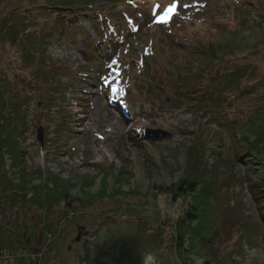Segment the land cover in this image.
Masks as SVG:
<instances>
[{
  "label": "rangeland",
  "instance_id": "374dc122",
  "mask_svg": "<svg viewBox=\"0 0 264 264\" xmlns=\"http://www.w3.org/2000/svg\"><path fill=\"white\" fill-rule=\"evenodd\" d=\"M43 1L0 5L4 14L19 13L15 27L29 33L18 32L14 46L0 39V264H24L12 258L27 257L34 248L29 259L41 254L40 264H77L67 249L77 230L92 237V223L111 215L145 221L147 234L162 229L165 220L173 223L162 246L173 249L178 264H264V210L246 181L257 184L255 198L264 195V150L256 155V171L247 175L241 159L233 162V148L243 141L230 126L234 119L247 132L257 123L264 131V19L245 10L257 4L264 13V0H178L167 23L157 21L177 0H90L91 6L77 0L79 24L91 37L84 41L80 28L53 27L55 14L32 8ZM99 9L119 23L123 43L99 39L93 16ZM203 45L213 52L199 55ZM176 56L181 82L193 86L190 97L231 84L236 75L244 94L231 104L234 113L219 116L202 99L174 100L170 84L180 80L170 82L165 70H175L169 64ZM138 59L152 67H140ZM146 69L164 81L157 82L160 88ZM193 145L199 148L195 162L202 156L211 167L217 214L226 211L222 217L234 243H224V255L215 254L214 261L204 251L175 252L174 233L187 199L173 202L162 190L194 166L189 155L193 159L196 150L188 151Z\"/></svg>",
  "mask_w": 264,
  "mask_h": 264
},
{
  "label": "trees",
  "instance_id": "16d2710c",
  "mask_svg": "<svg viewBox=\"0 0 264 264\" xmlns=\"http://www.w3.org/2000/svg\"><path fill=\"white\" fill-rule=\"evenodd\" d=\"M9 0H0V5L7 2ZM94 1V0H93ZM93 1L86 0L82 1L83 4L92 5ZM101 2H105V0H100ZM123 1V0H120ZM124 1H132V0H124ZM106 3V2H105ZM258 3V2H257ZM264 4V2H260ZM33 9L37 8L38 10H41L45 14H55L54 19V25L53 27H62L65 29L67 24H71L72 26H75L77 29L80 28L81 31H78L79 33V39L81 41L84 40H90L89 34H87L83 30V26L79 24L78 20V14H77V0H45L40 4H34L32 7ZM29 9H27L28 11ZM245 10L251 14H259V20L262 21L264 19V13L263 10L259 7L257 4H253V6H249L248 8H245ZM119 12V17L124 12L122 8L117 10ZM106 14V15H104ZM19 13H16L14 10L6 12L4 14L3 12H0V39H3V43H9L10 45L14 46L17 45V43L20 41V36L18 32H21L16 29L15 27V20L17 18ZM95 16L94 24L95 29L99 35V39L103 40L105 43L108 42V44H112L117 42L118 44L123 43L125 36L124 32L121 31V28L119 26V23L110 17L107 14L106 10L99 9L98 12H95L93 14ZM3 17V18H1ZM244 17V16H243ZM246 21H241L240 26H245L244 24ZM129 31V30H128ZM23 32V31H22ZM134 32V31H133ZM129 33H132V31H129ZM23 34L29 35L27 31L24 30ZM35 36L31 38V40H34ZM22 44V48L23 43ZM107 44V45H108ZM200 44V43H199ZM196 46H201L200 45ZM92 42L88 43V48L93 49L95 51L96 56L98 55V52H96V44L95 46H92ZM32 47L36 48L37 45H35V42L32 43ZM204 47V48H203ZM203 49H201L199 55H205L207 52L212 53L213 47H209L208 49L205 48V46H202ZM86 49H83V53L86 56ZM23 54V53H22ZM198 54V51L195 53ZM98 59V57H97ZM39 63V60H37ZM134 61V60H133ZM132 61V62H133ZM178 58L176 56V59L170 63L169 65H173L175 68H181V64L178 62ZM137 65L143 68L142 63L146 62L147 67H152V65L149 66V63L147 61L138 59L137 61H134ZM167 75H171L172 78L170 79V82L175 81L176 79L180 80L175 83H171L170 86L173 87V92L175 95H173V99L176 100L179 103H194L200 101L202 99V102H204L207 105H212L215 108L214 113H218L219 116H225L229 113H234V111L231 109V104H233L238 96H243V93H240V90L238 89L240 86V81L237 80L236 82V75L232 77L231 84L229 83H221L224 84L222 88L217 87L216 90L213 88H208L207 91L204 90L202 94L198 97L192 96L190 97L187 95L189 92L188 90H192L193 86H189L187 82L182 81L181 82V75L178 71H166ZM145 73L150 74L152 76V81L159 87L157 82L163 81L160 77L157 76V72H151V69L145 71ZM238 74V73H237ZM239 76V75H238ZM180 78V79H179ZM3 79L0 77V82ZM164 82V81H163ZM232 83L235 84V86H232ZM186 84V85H185ZM169 84L167 85L161 84L162 88H167ZM170 86H168L170 88ZM239 86V87H238ZM236 87V88H235ZM190 101V102H189ZM1 109H5V106L1 107ZM215 115L212 117V119L218 123L220 122V117ZM253 123V121H252ZM230 126H232V130L234 133H237L238 139H236L238 142L240 139H242L243 144H238V149L233 148V162L235 163V160L241 159V162L244 163L247 167V175L250 171L254 170V165H259V160H257L258 153L260 151L264 150V131L263 127L258 123L257 126L254 125V127L249 129V132L246 131V126H243L241 124L236 123L234 119L230 121ZM238 125V126H237ZM251 125V124H250ZM238 127V128H237ZM232 134V133H231ZM252 134H256L255 138L252 140L250 136ZM261 145V146H260ZM221 147V146H219ZM196 150L194 154L193 159H191L189 155V164H192L193 167L190 166L189 170H187V173L185 172L183 177L179 179L178 182L175 184H172L168 187L163 188L164 194L170 196V199L175 202L177 199H187V208L180 216L177 225L179 226L178 230L174 233V249L175 252H182V251H204L207 252V255L211 257V259L214 261V255L218 256L219 254L224 255V251L222 250L223 244L231 243L233 245V241L227 234V226H230V223L225 225L223 215L226 214V211L221 216L217 214V209L215 206V202H217L216 199V187L215 183L216 180L213 178V176L210 175L209 171L211 168L210 166H207L204 161L203 157L201 156L200 160L197 159V163L195 162V158L197 157V151L199 154V148L196 147V145H193L188 151ZM187 152V154L189 153ZM192 152V151H191ZM234 152L237 154L234 155ZM257 155V156H256ZM257 161H256V160ZM204 166V167H202ZM253 169H252V168ZM210 180V181H208ZM248 183H250V190L252 194V199L260 206V210H264V195L255 198V188H257V184L254 182H251L249 180H246ZM201 182V183H200ZM203 182H206L203 184ZM211 184V185H210ZM202 198V200H201ZM226 197L223 198V201H226ZM200 200V204L198 205L197 202ZM67 206H69V203L67 202ZM202 216V218H201ZM217 218V220H216ZM210 222H213L211 228L205 227V225L209 224ZM217 224L218 228H214V226ZM194 225V226H193ZM228 227V231H229ZM49 228H47V231ZM217 232H220V235H217ZM226 233V237H224ZM187 236H189L188 244L186 245L185 240H187ZM224 240V241H223ZM38 242V241H37ZM200 244L202 246V249H199L198 245ZM208 245V246H205ZM26 251V250H25ZM33 251H37V248L35 249H28L26 252L28 253L27 257L21 256L20 258L11 257L12 260H18L26 258H29V255L32 254ZM4 251H2V248H0V262L2 261L1 258H3V255H1ZM6 252V251H5ZM8 254V252H6ZM23 253V252H22ZM26 254V253H25ZM26 256V255H25ZM8 260V259H6ZM36 262V261H33Z\"/></svg>",
  "mask_w": 264,
  "mask_h": 264
},
{
  "label": "water",
  "instance_id": "95a60500",
  "mask_svg": "<svg viewBox=\"0 0 264 264\" xmlns=\"http://www.w3.org/2000/svg\"><path fill=\"white\" fill-rule=\"evenodd\" d=\"M36 139L42 145V128L38 129ZM120 216H104L92 223L91 233L98 244L89 249L85 246V255L78 258L79 264H178L173 249L163 251L162 246L173 223L160 222L162 229L158 225L156 230L152 227L154 232L147 234L150 226L145 221Z\"/></svg>",
  "mask_w": 264,
  "mask_h": 264
},
{
  "label": "flooded vegetation",
  "instance_id": "af4514ba",
  "mask_svg": "<svg viewBox=\"0 0 264 264\" xmlns=\"http://www.w3.org/2000/svg\"><path fill=\"white\" fill-rule=\"evenodd\" d=\"M96 244H98V240L96 236L94 235L92 237H89L87 236V232H85L83 228H80L77 230L76 236L74 237V241L71 243V245H68L67 249L70 252L74 251V254L76 255L77 263H78V258L83 257L85 255L84 254L85 246H86V249H89V246L94 247ZM74 247H77V249H75ZM40 263H41V260L36 261V262H33L32 259H29V258H26L24 260V264H40Z\"/></svg>",
  "mask_w": 264,
  "mask_h": 264
},
{
  "label": "snow or ice",
  "instance_id": "6c2138e0",
  "mask_svg": "<svg viewBox=\"0 0 264 264\" xmlns=\"http://www.w3.org/2000/svg\"><path fill=\"white\" fill-rule=\"evenodd\" d=\"M179 4L178 0L177 2H174L172 5H170L164 12V14L160 17V19L157 21L167 23L172 15L176 14V11L178 10ZM187 7V5H185ZM114 91H118V89H114Z\"/></svg>",
  "mask_w": 264,
  "mask_h": 264
},
{
  "label": "built area",
  "instance_id": "2783aa9c",
  "mask_svg": "<svg viewBox=\"0 0 264 264\" xmlns=\"http://www.w3.org/2000/svg\"><path fill=\"white\" fill-rule=\"evenodd\" d=\"M32 108H33L32 104H29V105H28V109H29V110H32ZM46 249H47V248H44V251H45ZM44 251H42V253H43ZM37 253H38V252H37ZM34 256H35V258H37V261H39L42 255H41V254H40V255H37V254H36V255H34ZM77 264H79V263H77ZM81 264H82V263H81Z\"/></svg>",
  "mask_w": 264,
  "mask_h": 264
}]
</instances>
